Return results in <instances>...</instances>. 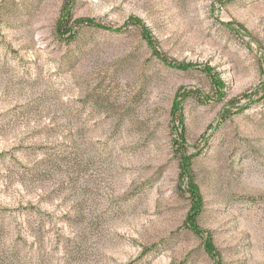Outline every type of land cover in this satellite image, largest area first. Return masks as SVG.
Returning a JSON list of instances; mask_svg holds the SVG:
<instances>
[{"label": "rangeland", "instance_id": "374dc122", "mask_svg": "<svg viewBox=\"0 0 264 264\" xmlns=\"http://www.w3.org/2000/svg\"><path fill=\"white\" fill-rule=\"evenodd\" d=\"M0 264H264V0H0Z\"/></svg>", "mask_w": 264, "mask_h": 264}, {"label": "trees", "instance_id": "16d2710c", "mask_svg": "<svg viewBox=\"0 0 264 264\" xmlns=\"http://www.w3.org/2000/svg\"><path fill=\"white\" fill-rule=\"evenodd\" d=\"M194 217H191V220H190V223H191V225H194Z\"/></svg>", "mask_w": 264, "mask_h": 264}]
</instances>
